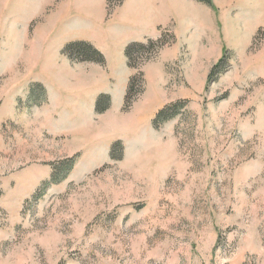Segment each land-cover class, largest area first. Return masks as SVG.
<instances>
[{
	"label": "rangeland",
	"instance_id": "obj_1",
	"mask_svg": "<svg viewBox=\"0 0 264 264\" xmlns=\"http://www.w3.org/2000/svg\"><path fill=\"white\" fill-rule=\"evenodd\" d=\"M212 3L0 0V264H264V0Z\"/></svg>",
	"mask_w": 264,
	"mask_h": 264
},
{
	"label": "trees",
	"instance_id": "obj_2",
	"mask_svg": "<svg viewBox=\"0 0 264 264\" xmlns=\"http://www.w3.org/2000/svg\"><path fill=\"white\" fill-rule=\"evenodd\" d=\"M198 1H200V2H203V3H205V4H208V5H212L213 3H212V0H198ZM82 46H84V47H88V48H90V49H92V51H94V53L97 55L96 57H87V58H85V57H83V59H81L82 61H94V62H101L102 61V55L99 53V52H97L92 46H89V45H85V44H75V45H71L70 47H69V49L71 50V52L72 53H74V51H81V50H79V48L78 47H82ZM132 47H129V48H127V50H126V56H127V58H128V60H129V62H130V60H131V55H132ZM67 50V49H66ZM67 52L70 54V52L67 50ZM70 57H72L71 55H70ZM223 63H224V59L223 60H221L220 62H219V64L217 65V66H215V68H214V70H213V73H215L222 65H223ZM129 66L130 67H133V65H132V63L130 62L129 63ZM166 114V111H161L160 113H159V115H158V117H157V120H156V122H160V121H165V120H167V119H164V115Z\"/></svg>",
	"mask_w": 264,
	"mask_h": 264
},
{
	"label": "bare ground",
	"instance_id": "obj_3",
	"mask_svg": "<svg viewBox=\"0 0 264 264\" xmlns=\"http://www.w3.org/2000/svg\"><path fill=\"white\" fill-rule=\"evenodd\" d=\"M25 3H26V2H25ZM81 6H82V7H81ZM81 6H80V7H81V9H79V10H82V11H84V10H83V8L85 9V7H84V4H81ZM80 7H79V8H80ZM89 9H90V8H89ZM86 11H87V10H86ZM84 12H85V11H84ZM80 13H81V12H80Z\"/></svg>",
	"mask_w": 264,
	"mask_h": 264
}]
</instances>
